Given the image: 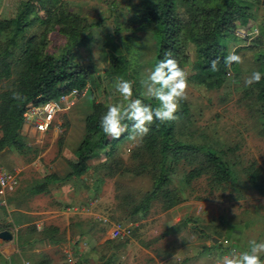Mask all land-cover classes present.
<instances>
[{
	"label": "rangeland",
	"instance_id": "1",
	"mask_svg": "<svg viewBox=\"0 0 264 264\" xmlns=\"http://www.w3.org/2000/svg\"><path fill=\"white\" fill-rule=\"evenodd\" d=\"M141 2L142 0H60L59 7L66 16V23L77 25L79 34L88 38L85 45L73 49L76 52L75 63L84 62L92 67L95 82L91 86V82L86 84L84 91L76 97L74 106L55 116L45 136L38 138L36 132L34 137H30V133H26L27 130H20L21 137L27 144L25 149L19 152L23 159L21 166L30 175L22 179L19 190L17 185L7 190L5 201L0 197V230H11L13 224L18 227L8 243L0 242L2 254L10 252L11 247L20 253L24 245L33 241L29 248L23 247L25 252H29L24 256L29 264L43 261L45 258L48 264H65L59 248L64 242L75 239L78 246L82 245L77 258L84 264H98L106 258H110L111 264L125 263L121 256L126 248V240L110 237L112 229L108 225L111 222H98L83 212H88L92 206V212L101 214L112 222L133 216L130 214L131 206L140 200L143 192L151 189L152 180L148 175L137 176L132 172H123L116 175L117 181L114 176L104 177V174L101 177L102 173L99 172L105 170L97 167L102 159L96 156L87 161L85 181L79 178L70 182L62 181L54 186L53 195L49 191L32 194L30 187L39 182L43 175L51 173L52 168L61 177L67 173V161L73 156L83 136L84 117L90 113L92 101L105 104L106 110L108 104L120 101L114 85L117 79L121 78L112 72L109 48L104 45L107 39L116 41L119 45L122 39L129 49L135 51L132 54L134 60L131 61L134 72L128 70V78L125 80L131 81L133 90L142 94L140 81L146 77L148 70L155 66L158 35L140 27L142 20L135 13L142 8ZM4 6L5 1L0 0V13ZM177 10L182 11L181 8ZM252 12V19L245 25L237 26L246 32L256 29L258 34L259 24L264 22V6L257 4ZM249 27L254 28L245 29ZM58 28H62V31ZM63 28L69 31L65 24L56 25L55 28L49 26L46 31L41 26H34L27 32V36L43 32L45 51L58 54L68 43V34ZM234 34L236 35V29L228 35L227 49H231L238 42L243 43ZM262 47V38L258 35L252 40L249 48H238L235 53L242 57L243 62L234 63L232 74H225L224 82L219 87L210 88L188 78L187 99L180 104V110L182 106L187 107V115L178 119L175 125V139L194 144L210 143L215 149L223 151L224 159L232 163L235 185H225L224 189L212 188L206 175L193 179L188 186L181 184L182 174L194 166L186 160L172 164L171 168L172 186L181 187L182 192L179 195L186 198L185 200L191 198L196 201L197 206L207 200L222 205V208H219L223 209L221 215L224 218L221 220H224L225 224L218 226V233L232 224L233 217L234 220L239 217L244 222L246 220V225H251L253 232H264V192L259 193L254 186L257 184L264 191V106L255 98V87L245 86V79L257 71L254 57L256 51ZM120 50L124 53L121 45ZM195 60L193 46L189 45L188 60L184 66L188 75ZM201 132L206 136L202 137ZM207 134L213 137L208 138ZM137 146L126 138L117 144L107 160H120L134 171V160L130 153ZM255 171V179L249 178L248 174ZM226 203L230 204L225 206ZM230 205L231 207H228ZM151 207L155 212H162L159 200H154ZM67 209L76 215L65 220L73 221L74 224L72 227L69 223L68 237L64 217L59 214ZM78 211L81 213H77ZM45 216L50 218L43 221V227L53 226L52 222H57L61 227L62 231L58 236L62 243L54 244L42 240L41 230L37 231L34 223ZM192 218L193 216H190V219ZM16 223L29 224L18 226ZM200 227L199 224L195 229L192 228L191 232H198ZM151 230H155L154 226L140 225L131 236ZM16 239L22 242V247L16 244ZM32 249L37 251L33 252ZM177 262L183 260L179 257Z\"/></svg>",
	"mask_w": 264,
	"mask_h": 264
},
{
	"label": "trees",
	"instance_id": "2",
	"mask_svg": "<svg viewBox=\"0 0 264 264\" xmlns=\"http://www.w3.org/2000/svg\"><path fill=\"white\" fill-rule=\"evenodd\" d=\"M4 10L0 13V150L10 147L16 151H23L25 143L20 135L23 124L22 113L27 104H39L49 99L58 98L61 94L71 90L83 92L87 83L93 85L92 67L84 62H76V52L73 50L79 45H85L86 36L79 34L77 25L66 23V16L59 7L60 0H4ZM264 6V0H142V8L136 16L141 18V28L158 35V50L155 65L170 51L172 58L176 59L184 69L188 60L189 45L193 46L195 62L191 67L188 78L198 84L210 88L219 87L225 79L227 66L224 58L228 52H235L238 48H249L251 42L258 35L261 36L263 47L256 51L254 61L257 71L262 79L253 84L256 89L255 98L264 106V22L259 24V32L246 46L233 45L226 48L232 33L237 25H245L254 17L252 9L255 5ZM181 8L182 11L177 9ZM263 16V15H262ZM264 17V16H263ZM65 24L68 32V43L58 54L45 51L43 32L39 35L27 32L34 26H41L46 31L49 26ZM62 31V28H58ZM235 35V34H234ZM237 38L238 36L235 35ZM239 39V38H238ZM104 42L109 48L108 56L111 60L112 72L121 79L128 78V70L134 57V50L129 49L125 41ZM240 41V40H239ZM239 43V42H238ZM219 60L218 71L211 70V62ZM234 63L230 66L232 70ZM7 82V83H3ZM20 93L22 99H13V93ZM133 99L141 98L145 103L155 106L154 100L142 96L138 90H133ZM105 104L91 102L90 113L84 117V133L78 142L73 156L68 159L69 172L63 177L51 173L43 176L41 181L34 184L30 191L32 194L47 192L51 183L62 182L71 178L85 177L87 161L98 156L102 162L97 166L105 172L101 177H113L127 172L137 176L148 175L151 180V189L142 193L130 208V220L139 214L145 215L154 200L161 202V208L167 209L184 197L179 195L181 187L172 186V164L181 160L194 164L182 175L181 184L190 185V182L202 175L209 178L212 188L224 189L225 185H235L232 163L224 159V153L215 149L210 143L194 144L175 139L176 121L160 124L157 121L150 128L149 134L143 142L130 153L134 160L132 168L120 160L108 161L117 144L128 137L125 133L119 140L109 139L99 127L101 116L106 112ZM264 113V107H263ZM179 119L187 115V107L182 106L177 113ZM201 136L205 137L201 132ZM147 160H146V159ZM196 163V164H195ZM138 169V170H137ZM257 172L248 174L255 179ZM82 179V181H84ZM81 180V179H80ZM254 186L264 192L257 184ZM133 217V218H132ZM136 221V220H135ZM134 222V221H133ZM189 220L184 218L179 226L167 229L165 233L178 230L186 226ZM134 229L131 231L133 234ZM58 229L47 226L41 230L44 239L58 244L62 239L56 236ZM18 243H20V240ZM220 244L215 246L219 248ZM14 258V260H13ZM13 264H20L17 255H13ZM11 259L0 253V264H10ZM110 258L104 259L99 264H111ZM33 264H46L38 261Z\"/></svg>",
	"mask_w": 264,
	"mask_h": 264
},
{
	"label": "crops",
	"instance_id": "3",
	"mask_svg": "<svg viewBox=\"0 0 264 264\" xmlns=\"http://www.w3.org/2000/svg\"><path fill=\"white\" fill-rule=\"evenodd\" d=\"M23 130H25V132L27 130L26 133L29 132L30 137H34L35 133L37 132L33 128L28 127L27 125L24 124L21 127L22 132ZM37 133H38L37 135L38 138L45 136V133H41V132H37ZM20 135H22V133H20ZM204 136H206L205 133ZM207 137L211 138L213 136L211 134H207ZM26 145L27 144L25 143V146ZM19 152L22 151H16L10 147H4L3 149L0 150V168L6 171L15 172L17 174V181H16L17 190H19V185L20 183H22L21 182L22 179H24L26 175L28 176L30 175L27 172V170L24 171L25 168L21 166L23 159L21 155H19ZM68 172H69V167L67 173ZM51 173L57 175L58 177H61L56 173V171L53 168L51 170ZM51 173L49 172L47 174H51ZM114 177H116L115 180L117 181V176L115 175ZM73 179L74 178L69 179L68 182H70ZM80 179L82 180L83 177H81ZM83 180L85 181L86 179L84 178ZM59 183L60 182L48 184L47 190L50 192V194L53 195V193H55L54 186L58 185ZM185 199L186 198H184L182 201L178 202L177 204H175L170 208L160 209L162 212H155V210H153L152 207H150L149 211L145 215L139 214L135 219L136 221L133 220L134 222H136L135 223L136 227L134 228V231L138 227H140V225L144 226L146 224L154 226L155 230L140 232V234L133 237L130 236L128 238L126 237L122 238L126 240L125 242L126 248L124 254L121 256L122 258L125 259L124 264H216V261L219 258H221L225 254H229L232 249H236L238 251H247L249 249L248 242L252 239H255L257 242H264V232L263 231L253 232L252 226L251 225L247 226L246 220L244 222V220L241 217H239L236 220H234L233 217L232 224L227 225L223 230H221L220 233H218L217 230L218 226H220L221 224H225L224 220H221V218H224L221 215L222 214L221 212L223 210V209L221 210L222 205L217 203L213 204L207 200L206 203L202 204L201 202V204L197 206V203H195L196 201L191 200V198L187 200ZM229 204L230 203H226L225 206ZM220 206L221 208H219ZM228 207H231V205ZM77 213H81V212L78 211ZM83 213L89 214L90 218L98 222L103 221V219H106L107 223L111 222L108 225L110 226V228L112 226V223L121 222L123 223V225H126L127 222H130V220H126V219L120 221L117 220L114 222L108 221V219L105 216L92 212V206L90 207V210L88 212H83ZM59 214H61L64 217V221L67 219V217L69 216L73 217V215H75L74 212L69 209L62 210ZM190 216H193V218L190 219ZM48 218L50 217L45 216L42 217L40 220H36L34 225L37 231H40L44 228L43 221H45ZM184 218H187L189 220L186 226H180L178 230L165 233L167 229H171L174 228L175 226H179ZM29 223H21V225L20 223H16V224L18 226H25ZM69 223L72 227L74 225L72 224L73 221L71 222L65 221L64 225L66 224V229H67L66 237L69 236L68 235ZM52 224L58 229V233L56 234V236L60 235L62 229L59 226V224L57 222L56 224L55 222H52ZM199 224L201 225L200 229L198 228L200 232L198 231L192 233L191 232L192 228L195 229L196 227L199 226ZM12 227H13L11 229L12 231L11 230L10 231L13 234V232H17L18 227L15 224H13ZM156 228L160 230L157 231ZM157 232L160 233L156 234ZM189 235L190 237H188ZM110 237L115 238L112 237L111 233H110ZM42 240H45L44 236H42ZM71 241H75V239ZM0 242L8 243V241H3V240H0ZM39 242H43V241H39ZM46 242L49 241L46 240ZM76 242H77L76 246H78V241ZM17 243L18 240L16 239V244ZM29 243L30 244H26L23 247L29 248L30 245H32V243L34 242L29 241ZM59 243H62V241H60ZM68 243L69 242L67 241L61 244L59 251L63 245ZM227 243L228 245H226ZM216 244H220L219 248L215 246ZM18 245L22 247V242L20 241ZM81 246L77 247L78 250L77 256L81 249ZM8 247L9 246H6V248ZM23 247L22 249H20V253H17V250L13 247H11L10 252H8L7 254L5 253L2 254V252L0 253L4 257L8 258V260L9 259L12 260L13 255L16 254L18 260L20 261V264H22V262H28V259H26L24 256H26L29 253L27 251L25 252L23 250ZM47 247H48V243H47ZM32 251L36 252L37 249H32ZM179 257L180 259L183 260V262H177L179 261ZM261 258L264 259V256H262ZM13 260L12 262H10V264H13ZM43 261H45L46 264H48L46 258ZM78 264H84V263L78 260Z\"/></svg>",
	"mask_w": 264,
	"mask_h": 264
},
{
	"label": "clouds",
	"instance_id": "4",
	"mask_svg": "<svg viewBox=\"0 0 264 264\" xmlns=\"http://www.w3.org/2000/svg\"><path fill=\"white\" fill-rule=\"evenodd\" d=\"M242 57L234 51L224 58V64L242 63ZM219 60L211 62V70L218 71ZM262 79L259 71H254L245 79V86H252ZM143 88L142 96L154 100L155 106L145 103L141 98L133 99V83L125 79H117L114 85L115 93L121 98L119 102L107 105L106 112L101 116L99 127L109 139L119 140L128 133V140L140 145L149 134L153 124L176 121L181 101L187 99L188 73L172 58L170 51L165 53L146 77L140 81ZM13 99H22L20 93L14 92ZM75 241V245H76ZM247 251L232 249L223 255L216 264H264V242L250 240ZM77 253V251H76ZM96 259V258H94ZM78 262V260H77Z\"/></svg>",
	"mask_w": 264,
	"mask_h": 264
},
{
	"label": "built area",
	"instance_id": "5",
	"mask_svg": "<svg viewBox=\"0 0 264 264\" xmlns=\"http://www.w3.org/2000/svg\"><path fill=\"white\" fill-rule=\"evenodd\" d=\"M249 27L245 28L246 30H251ZM257 30L250 32L242 31L239 26L236 28V35L238 36L240 42L239 46H244L245 44L251 41V39L256 36ZM226 76L232 74V70L227 66L225 71ZM80 94L78 90H71L68 93L61 94L58 98L49 99L39 104L29 103L26 105L23 113V124L28 127L33 128L37 132L46 133L52 124L53 119L58 114L62 113L64 110L72 107L76 103V97ZM22 124V125H23ZM17 174L12 171H6L0 168V197L5 201V195L9 188H12L16 185ZM4 203V202H3ZM106 222V219H103ZM136 222L130 221L126 225H123L121 222L112 223L111 226V235L115 238H128L131 236V231L136 227ZM77 247L75 241H70L68 244H65L61 247L60 253L63 256L64 262L66 264H77ZM22 264H29L28 262H22Z\"/></svg>",
	"mask_w": 264,
	"mask_h": 264
},
{
	"label": "water",
	"instance_id": "6",
	"mask_svg": "<svg viewBox=\"0 0 264 264\" xmlns=\"http://www.w3.org/2000/svg\"><path fill=\"white\" fill-rule=\"evenodd\" d=\"M13 237V234L10 230H1L0 231V240L9 241Z\"/></svg>",
	"mask_w": 264,
	"mask_h": 264
}]
</instances>
